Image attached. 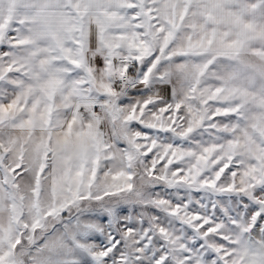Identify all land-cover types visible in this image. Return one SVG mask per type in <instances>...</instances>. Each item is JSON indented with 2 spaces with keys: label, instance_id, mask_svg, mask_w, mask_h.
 Returning <instances> with one entry per match:
<instances>
[{
  "label": "snow or ice",
  "instance_id": "6c2138e0",
  "mask_svg": "<svg viewBox=\"0 0 264 264\" xmlns=\"http://www.w3.org/2000/svg\"><path fill=\"white\" fill-rule=\"evenodd\" d=\"M0 264H264V0H0Z\"/></svg>",
  "mask_w": 264,
  "mask_h": 264
}]
</instances>
